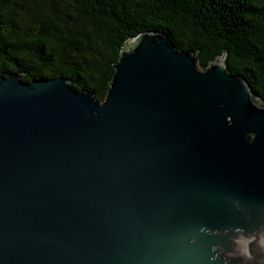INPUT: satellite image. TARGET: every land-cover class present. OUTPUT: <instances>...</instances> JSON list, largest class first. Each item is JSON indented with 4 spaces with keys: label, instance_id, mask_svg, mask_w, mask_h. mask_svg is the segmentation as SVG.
<instances>
[{
    "label": "water",
    "instance_id": "obj_1",
    "mask_svg": "<svg viewBox=\"0 0 264 264\" xmlns=\"http://www.w3.org/2000/svg\"><path fill=\"white\" fill-rule=\"evenodd\" d=\"M198 60L130 37L102 102L0 75V264H262L264 101Z\"/></svg>",
    "mask_w": 264,
    "mask_h": 264
},
{
    "label": "trees",
    "instance_id": "obj_2",
    "mask_svg": "<svg viewBox=\"0 0 264 264\" xmlns=\"http://www.w3.org/2000/svg\"><path fill=\"white\" fill-rule=\"evenodd\" d=\"M148 30L203 70L226 54L264 101V0H0V75L62 76L102 102L125 41Z\"/></svg>",
    "mask_w": 264,
    "mask_h": 264
},
{
    "label": "bare ground",
    "instance_id": "obj_3",
    "mask_svg": "<svg viewBox=\"0 0 264 264\" xmlns=\"http://www.w3.org/2000/svg\"><path fill=\"white\" fill-rule=\"evenodd\" d=\"M261 263L264 264V246L262 247Z\"/></svg>",
    "mask_w": 264,
    "mask_h": 264
}]
</instances>
